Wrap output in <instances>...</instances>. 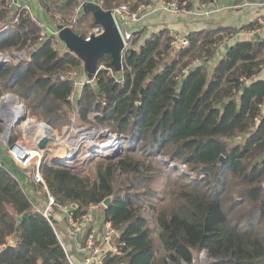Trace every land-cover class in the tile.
<instances>
[{
    "label": "trees",
    "instance_id": "1",
    "mask_svg": "<svg viewBox=\"0 0 264 264\" xmlns=\"http://www.w3.org/2000/svg\"><path fill=\"white\" fill-rule=\"evenodd\" d=\"M10 1L0 0V53L35 52L30 61L10 62L0 70V99L17 96L34 112H28L29 118L50 126L77 114L83 123L125 138L122 155L100 157L95 176L48 161L41 166L56 202L76 206L78 225L92 208L112 198L103 208L104 221L121 232L126 249L105 263L195 264L197 256L208 252L210 264H264V39L230 44L241 31L257 30L259 22L240 30L218 26L193 32L187 36L188 48L174 54L167 29L143 41L141 32L134 33L121 72L105 55L94 80L86 81L72 102L75 81L61 76L84 69L83 62L61 49L54 37L41 42V29L31 15L10 9ZM150 3L104 0L103 6L114 10L126 5L134 13ZM40 4L47 16L71 17L81 7L78 0ZM81 10L76 23L87 27L72 30L86 38L94 19ZM160 158L181 163L197 176L189 179L176 170L162 184L164 196L144 191L163 175ZM13 168L0 163V264H70L59 229L34 206ZM35 186L48 198L42 185ZM145 205L153 213L155 230ZM25 214L29 218L18 226Z\"/></svg>",
    "mask_w": 264,
    "mask_h": 264
},
{
    "label": "built area",
    "instance_id": "2",
    "mask_svg": "<svg viewBox=\"0 0 264 264\" xmlns=\"http://www.w3.org/2000/svg\"><path fill=\"white\" fill-rule=\"evenodd\" d=\"M41 7L40 3L43 0H36ZM239 2H246V0H237ZM91 3L98 2L99 6L104 9V0H91ZM219 0H206L204 4H201L202 7L205 9L206 8V3L208 4H217ZM160 7L163 9H166L176 15H180L183 13H186L189 11L188 7L191 5L192 0H171V1H166V0H158L157 2ZM155 3L153 0H151V3L146 6L142 5L140 6L136 12L131 13L129 10V7L126 5H122L119 8H116L113 11V14L115 16L116 22L118 24L119 30L121 32L124 45H125V51L123 52V57L128 55L129 51L133 49L134 42H135V36L133 33L126 31L125 30V25L126 22L123 20L127 18V23H136L138 20L146 14V12H151L154 11ZM8 7L10 9H15V10H26L27 13L31 15L32 21L41 29L40 33V41L43 42L49 37H54L55 43L59 46L63 44V42L60 41L58 33L54 29V27H49L47 26L46 23V18H44V15H46L43 11V17H39L32 12V7L29 5V2L26 1H21V0H11L8 3ZM39 7V8H40ZM105 10V9H104ZM125 16V17H123ZM122 17V18H120ZM123 21L122 23L120 22V19ZM17 21V20H16ZM1 28V27H0ZM1 31V30H0ZM103 29L101 27H95L93 29V32L87 36L85 39L87 41L91 40V36H98L102 34ZM258 29L253 31V33H257ZM170 37L172 38V46H171V52L174 54L175 52H178L179 50H183L188 48L189 46V40L187 37L180 36L179 33H176L174 31H169ZM35 52L34 48H30L27 50H24L20 53H13V56H15L16 62L19 63L21 61H30L31 54ZM22 53L20 57V54ZM0 61H7V64L12 61V56L8 53H0ZM104 68V67H103ZM79 72L77 70H72L67 72L66 74L61 76V80L67 82L68 80L75 81L76 85V90L72 93L71 97L69 98L70 101L73 102L75 97L77 96L78 89L82 88L85 82H80L79 79ZM119 83H123L124 80L123 78L118 79ZM24 106L21 104V107ZM25 111H28L27 109ZM11 109H6L4 111L5 116H11ZM38 115V114H37ZM13 118V116H11ZM10 117V120L12 118ZM43 117V116H42ZM74 118H79L80 117L77 114H74ZM7 119V118H5ZM19 120V119H18ZM13 121V120H12ZM52 125V124H51ZM16 126H12L9 136L6 135V132H3L0 135V155L6 153L7 157L10 159L11 164L15 166L17 169L21 170L25 174H27L32 182L37 185H42L44 190H46L48 194V200H49V208L46 210V212H43L44 216L51 222L50 218V213L56 211H60L62 214V218L67 221V224L70 226L71 229H74L75 231L73 232V236L76 235L78 236L81 234L83 231L84 227L93 224V219L90 215L84 217V223L82 225H78L77 222L74 220V209L76 206L74 205H66L62 206L58 204L55 200V198L50 195L48 192L47 186L43 180V177L41 175V166L44 161H48L46 159V155H51L52 158H58L54 154L45 152V155L39 156L35 154V152H39L41 150H38V148L35 146V144L32 142H28L27 140L24 139L22 136L21 131L18 133V127L17 129L15 128ZM103 131L102 128L98 129V132L93 133V135L88 137V140L90 141L91 139L94 141V135L96 137V140L98 142H102L110 137H113V140L116 142V151L118 152L122 150L124 147V140L125 138L123 136L115 135V134H108L106 138H101L100 134ZM12 133L14 135H12ZM16 137V140L11 143L12 137ZM120 139L121 141H119ZM99 143V144H100ZM115 144V143H114ZM112 146V144L110 145ZM74 147V146H71ZM76 147V146H75ZM77 151L71 157V154L69 152L71 157V160H69L68 164L73 168L72 171L77 170V168L81 167L83 163L86 162L87 159L93 158L94 152L91 154H88V150L84 151L83 153L79 150L80 146L76 147ZM113 147H110L108 151H106L107 155L110 151H113L114 153L116 152L115 150H112ZM86 149H88L86 147ZM67 156V157H68ZM101 157V156H100ZM49 164L51 161H48ZM72 162V164H71ZM144 213H147V209H144ZM52 223V222H51ZM100 226H96L95 228L91 229V231L88 234H81L82 241L78 245V252L79 255L81 256V260L77 262L72 255L69 254L68 248L65 242L61 240V243L63 244L64 249L66 250V253L68 255V259L70 264H106V259L109 258L110 256H122L125 252L126 249V244L122 242V235L119 230H116L111 226L109 223H104V232L100 231ZM201 260H207L210 258H207L205 255V252H202L200 255ZM196 261H194L195 263Z\"/></svg>",
    "mask_w": 264,
    "mask_h": 264
},
{
    "label": "crops",
    "instance_id": "3",
    "mask_svg": "<svg viewBox=\"0 0 264 264\" xmlns=\"http://www.w3.org/2000/svg\"><path fill=\"white\" fill-rule=\"evenodd\" d=\"M21 1L29 2V5L32 7V12L39 17H43V11L36 0ZM153 2L155 3L154 11L146 12V14L143 15L138 22L128 24L132 29L131 31L133 34L137 32L142 33V41L165 29L170 32L174 31L179 33L180 36L187 37L193 32L209 30L218 26L240 30L254 21H258L260 25L257 33L241 31L230 42V44L239 40H253L256 39L255 36L264 39V0H246V2H239L237 0H219L217 4L206 3L205 9L201 4H204L206 0H192L190 5L191 9L180 15H176L161 8V5L156 3L158 0H153ZM44 18L47 19L46 15H44ZM223 54L224 50H221L218 59L215 60L216 63ZM262 78L264 79V72L262 73ZM80 91L81 88L78 89L77 96H79ZM0 163H3L4 166L8 168L12 165L6 153L0 155ZM11 171L22 184L34 206L39 208L37 205V202L39 201L37 199L36 186L32 183V180H28V178H26L16 167ZM90 216L93 219V224H89L87 227L90 229H93L96 226L104 228L105 221L103 208H92ZM55 223H57L55 224L57 227L59 225L62 227L66 224L67 228L65 229L64 235L66 236L68 234V237L70 238V240L67 241L69 253L77 262H79L81 260V256L78 252V245L80 244L81 237L80 235H83V233L86 232V228L84 227L81 234L78 236L76 235L75 237V235L73 236V233L70 231V227L65 218H62V214H60V216L55 220Z\"/></svg>",
    "mask_w": 264,
    "mask_h": 264
},
{
    "label": "rangeland",
    "instance_id": "4",
    "mask_svg": "<svg viewBox=\"0 0 264 264\" xmlns=\"http://www.w3.org/2000/svg\"><path fill=\"white\" fill-rule=\"evenodd\" d=\"M90 1L91 0H78V2L80 3L81 7L76 9L75 13L71 17L66 16V15L63 16V15H61L59 13H52L53 16L52 15H48V16L46 15V17H47V19H46L47 26H49L51 28V27H54V25H56V24H62V25H65V26H67V27H69L71 29H74L77 32L83 31L84 29H86L87 24L86 23L79 24V23H76V22H78V20L81 18V14H82V10L81 9H83L82 7H84V4L89 3ZM155 1H157V0H155ZM52 10H53V8H52ZM123 17H125V16H123ZM120 18H122V17H120ZM123 20L126 23L128 21L127 18H125ZM120 22L122 23L123 21L120 19ZM128 24H130V23H127V25H125V30L126 31L129 30V32L132 33V31H131L132 29L130 28V26ZM131 24H133V23H131ZM89 32H90L89 33V35H90L93 32V30L89 31ZM66 48H67L66 45L63 43L61 45V49H66ZM10 55L12 56L11 63L17 64V62H16L17 58L15 56H13V53L10 54ZM21 55H22V53L20 54V57L23 58V56H21ZM77 71L79 72V77H78L79 81L80 82H86L87 79H86V76H85V73H84V69H78ZM8 95H12V94H8ZM6 96L7 95H5L4 97H6ZM4 97H2V98H4ZM19 101H21V100H19ZM19 101L16 102L18 104V107L21 104L26 106L24 103H22V101H21V103ZM27 110H28L29 113H34V112H32V110H30L28 108H27ZM35 114H37V113H35ZM73 116H74V114H71L70 117H68L66 120H64L62 122V124H60V123L57 124L56 125L57 127L54 124L51 125V127L53 128V136H54V138L55 139H60L61 142L58 145L57 144L54 145V147L51 149V151H48L49 153L55 154V153H57L58 150H60L62 148H65V147L68 148V147H71V146H74V147L75 146L76 147L80 146L79 150L82 153L84 151H87L86 147H87V145L89 143L88 137L90 135H92V133L95 134V132H98V129L101 128V127L94 126V124L83 123L81 119H79L78 117L74 118ZM28 119H30V120H32L34 122V124H35L37 129H40V126H41L42 122H39L36 119H32V118H29V117H28ZM48 119L50 120V118H48ZM49 122L51 123V121H49ZM1 125H2L3 132H5V130L7 128L6 124L5 123H1ZM15 128L17 129V127H15ZM26 128H27V123L26 122L22 123L20 126H18L17 132L19 133L21 131L22 136L24 137L25 140H27L30 143L33 142L35 144V140L37 138L36 137L37 132L34 133V134H29L28 133V128L27 129ZM12 135H14V134L12 133ZM13 138H16V137L14 136V137H12V139ZM35 146L38 148L37 145H35ZM38 150H39V148H38ZM118 150L116 152H118ZM122 153H123V149H122L121 155H122ZM113 154H114V152L110 151L107 154V156H110V155H113ZM43 155H45V151H41V156H43ZM101 155H103V154H100L98 156H94V164L85 162V163H83L81 165V167L77 168V170L81 169L82 172H84V173L90 172L91 174H94V176H95V169H96V166H97V164L99 162L98 160H99ZM140 155H141V153H138V154H136V157H138ZM51 158H52V156L50 154L46 155V159L48 161H52ZM158 161H159V163L161 165H164V166L161 167L162 170H163V175L159 179H155L156 182H154L148 189H145L144 191H148L150 193H155V194H158L159 196H164L165 195V189L163 188L162 184H163V182L165 180L170 178L168 173L174 172L176 174V172H177L176 170L185 172L188 176H190L189 179L190 178H195V176H197L196 174H192V173L188 172L187 171V167H185L181 163H175L174 164V163H171V162H166L162 158H160ZM178 175L179 174H177L176 176H178ZM189 179H187L186 182H189ZM36 192H37V196H38V201L40 202V203L37 202L38 203L37 205L39 206L41 211L46 212V210L49 208V200L46 197V195H45V193H44L42 188H39V189L36 188ZM145 206L148 209L147 213H145V216L149 218L150 226H151V228L153 230H155L156 229V223H155V220L153 218V213L150 211L148 205H145ZM101 208H104V207L102 206ZM60 214L61 213L59 211L54 210V212L50 213V218L49 219L52 220L55 223V220L60 216ZM55 224H57V223H55ZM57 228L59 229L60 238L62 237L61 240L63 242L67 243V241H69L70 238L68 237V234L66 236L64 235L65 234V229L67 228L66 224L63 225L62 227L59 225ZM85 228H86L85 229L86 232H84V234H88L91 231V229L89 227H87V226ZM70 231L74 232L75 230L70 228ZM100 231L104 232L103 228H101ZM81 241H82V238L80 237V242ZM195 261H196L195 264H210L211 259L201 260V257L197 256Z\"/></svg>",
    "mask_w": 264,
    "mask_h": 264
},
{
    "label": "water",
    "instance_id": "5",
    "mask_svg": "<svg viewBox=\"0 0 264 264\" xmlns=\"http://www.w3.org/2000/svg\"><path fill=\"white\" fill-rule=\"evenodd\" d=\"M83 8L86 11V13L92 15L94 19V26L95 27L99 26L103 29L102 34L98 36H91V40L87 41L85 38L77 35L71 28L65 25L56 24L54 25V29L58 33L60 41L66 45L69 51H71L83 62L86 79L88 82H91L94 80V78L99 72L98 63L100 59L103 58L105 55L111 56L112 67L115 69L116 72L118 73L121 72L125 45L112 10H104L99 6L98 2L86 3L84 4ZM255 38L258 39V36H255ZM6 64L7 61H0V70ZM8 98L13 99V105L20 100L17 96L14 95H7L6 97L0 100V124L1 123L6 124L7 126L5 130L6 134L9 133L11 129V127H9L8 125V122L10 121V117L11 116L14 117L13 112H11V116H5L4 114V111L6 109H10L12 107L7 102ZM177 100L178 98L174 99V101ZM19 102L21 103V101ZM22 107L24 108V110L27 109L26 106H22ZM18 121H21V119L19 118ZM102 129L103 131L100 134L101 138H106L108 134H112L109 130L104 128ZM118 140L121 141L120 139ZM52 141L53 139H51V137H48L46 135L44 138L40 140L38 144L39 150L46 149L47 145ZM108 148L110 149V146H108ZM108 148H105V150L108 151L109 150ZM121 152L122 150H120L119 152H115L113 155L110 156L101 155V158L107 160H114L121 155ZM69 160H71L70 156L66 157V159L53 158L50 164L61 166L69 170H73V168L68 164ZM92 161H94V157L86 160L87 163H91ZM223 161L224 158H221V162ZM111 202H112V198L110 197L103 202L102 206L107 209L111 205ZM28 218H29L28 214H25L24 216L19 218L18 226L21 225L23 220ZM205 255L207 258L211 259L210 254L208 252H205Z\"/></svg>",
    "mask_w": 264,
    "mask_h": 264
},
{
    "label": "bare ground",
    "instance_id": "6",
    "mask_svg": "<svg viewBox=\"0 0 264 264\" xmlns=\"http://www.w3.org/2000/svg\"><path fill=\"white\" fill-rule=\"evenodd\" d=\"M7 102H8V104L10 106H12L10 109L14 113V117L12 118L13 121L10 120L8 122L9 127L12 128V126H14V125L16 127H18L22 123H25L26 122L27 123V128H28V133L29 134H34V133L37 132V135H36L37 138H36V140L34 139L35 140V145H37V146H38L40 140L42 138H44L46 135L48 137H51V139H53V141L47 145L46 149L41 150V151H45V152L46 151L47 152L48 151H51V149L54 147V145L60 144L61 140L54 138V136H53V128L50 125H48L46 123H42L41 126H40V129H37L36 126H35V124H34V122L32 120L28 119V111H25L24 108L21 107V106L18 107V104L15 103V102H14L15 104L13 105V99L12 98H8L7 99ZM19 118L21 119V121H18ZM6 135L9 136V133H7ZM92 135H93V133H92ZM99 143L100 142H97L96 137L94 135V141L91 139L89 141L88 145H87L88 154H91L93 152H94V155L106 154L107 152H106L105 148H108V146H110L111 144H112V146H110V147H113L112 150H115L116 151V147L117 146H116L115 140H113V137H110V138L102 141L100 144ZM41 151L35 152V154L41 156ZM76 151H77V148L76 147H68V148L65 147V148H62V149L58 150L57 153H55L54 155L56 157H58L59 159H66V157L68 155H70V154H71V157H73V155L76 153ZM69 152H70V154H69ZM71 164H72V162H71Z\"/></svg>",
    "mask_w": 264,
    "mask_h": 264
}]
</instances>
